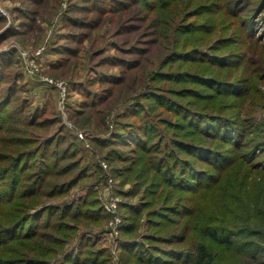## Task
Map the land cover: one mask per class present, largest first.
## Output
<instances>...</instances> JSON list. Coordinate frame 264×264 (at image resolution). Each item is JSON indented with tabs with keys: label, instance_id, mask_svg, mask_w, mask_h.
<instances>
[{
	"label": "rangeland",
	"instance_id": "obj_1",
	"mask_svg": "<svg viewBox=\"0 0 264 264\" xmlns=\"http://www.w3.org/2000/svg\"><path fill=\"white\" fill-rule=\"evenodd\" d=\"M197 243L264 262V0H0V264Z\"/></svg>",
	"mask_w": 264,
	"mask_h": 264
},
{
	"label": "trees",
	"instance_id": "obj_2",
	"mask_svg": "<svg viewBox=\"0 0 264 264\" xmlns=\"http://www.w3.org/2000/svg\"><path fill=\"white\" fill-rule=\"evenodd\" d=\"M12 93L10 92V95H11ZM7 102H8V100H6ZM6 101H4V102H6ZM206 122H208L207 120H205ZM215 120H213V121H211V122H214ZM210 125V127L214 130L215 129V127L216 128H218L219 127V129H221L222 131H224V133H226V132H228L229 130L230 131H233V132H231L230 133V131L226 134V138H230L231 137V135L233 136V134H235L236 135V126L234 125L231 129H229V128H227V127H225V125L223 126V124H220V126H219V122L217 121V123H211V124H209ZM221 126H223L222 128H221ZM143 131H144V136L146 137L150 132H152V131H149V129L147 128V129H143ZM218 133H222L221 131L220 132H218ZM214 134H215V132H214ZM136 136H138V138H136ZM131 137H133V139L135 140V141H138L139 142V147L141 146V147H143V145L145 144V142H143L144 140H143V138L140 136V135H138V134H136L135 132H133V133H131ZM237 142L238 141H234V142H232V144H234V145H237ZM140 149V148H139ZM191 149V152H197V151H199V150H202V148H200V147H198V148H195V146L194 147H191L190 148ZM198 153V152H197ZM199 156L201 155V154H198ZM217 166H218V164H217ZM161 171H162V168H159L158 170H157V172H159V173H161ZM175 176H174V174L172 175V178H174ZM165 181H167V182H169V183H171V180H169V179H165ZM184 181L186 182H188L187 184H189V183H193L194 181L193 180H186V179H184ZM164 209V208H163ZM162 209V210H163ZM160 211V212H157L156 213V215H160V216H162L163 217V219L164 220H166V219H168V217H170L172 214H174V215H181L182 213H184V212H182V207L181 208H178V207H172V208H169V209H165V210H163V211ZM184 210V209H183ZM168 211H170V213L169 214H166ZM167 215H170V216H167ZM201 235H204V236H206V237H208V238H210V239H212L213 241H215L216 243L218 242V243H223V244H226V245H232V243H233V241L230 239V238H228L227 237V235H221V234H218V231H216V230H211V228L210 227H204L202 230H201ZM128 249L127 250H129L131 247H127ZM131 252V251H130ZM163 252H165V255H163V256H160V257H164V258H159L160 260H163V261H168L169 260V258H166V259H168V260H166L165 259V256L166 255H180V254H178V253H174V252H171V250L170 249H166V250H164ZM259 253H261V249H258L257 251H255L254 252V254L252 255V257H256L257 256V254H259ZM132 254V253H131ZM193 254H194V258H193V263L194 264H213L212 262H213V260H214V255H213V252H211L210 250H209V248L205 245V244H203V243H197L196 245H195V248H194V252H193ZM133 255V254H132ZM153 256H155V255H153ZM147 262H149L150 263V261H147ZM162 263H164L165 264V262H162ZM263 264H264V262H263Z\"/></svg>",
	"mask_w": 264,
	"mask_h": 264
}]
</instances>
